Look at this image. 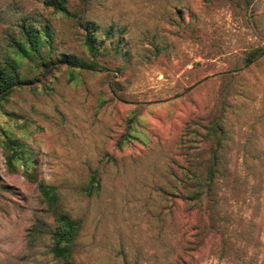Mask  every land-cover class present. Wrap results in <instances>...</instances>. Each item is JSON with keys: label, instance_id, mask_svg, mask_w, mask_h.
<instances>
[{"label": "rangeland", "instance_id": "1", "mask_svg": "<svg viewBox=\"0 0 264 264\" xmlns=\"http://www.w3.org/2000/svg\"><path fill=\"white\" fill-rule=\"evenodd\" d=\"M60 1L79 22L43 0H0V60L30 23L52 31L44 54L97 64L61 65L42 87L20 60L29 83L4 104L12 114L0 110V264H63L39 181L81 220L73 264H264V54L244 62L264 44V0ZM196 118H219L224 134L204 211L173 193L178 139ZM4 135L28 152L12 169Z\"/></svg>", "mask_w": 264, "mask_h": 264}, {"label": "trees", "instance_id": "2", "mask_svg": "<svg viewBox=\"0 0 264 264\" xmlns=\"http://www.w3.org/2000/svg\"><path fill=\"white\" fill-rule=\"evenodd\" d=\"M43 7L51 8L54 12L64 16L76 18L79 22L80 17L68 10L60 0H43ZM83 30V45L94 55L96 47L92 36L93 27L91 22L84 20L81 24ZM51 29L48 25L33 26L32 24H20L18 27V37L12 39L11 54L6 55L0 60V110L6 114L12 111L4 109V104L9 101V96L16 88L23 87L29 83L27 79L20 76L19 66L22 58L31 61L33 68L41 71L40 78L33 79L42 87H47V82L53 70L64 66L70 71L94 70L97 67L95 61L88 63L67 55H59L56 58L44 54L42 46L50 45ZM264 54V44L257 46L244 58L245 63H249L256 57ZM220 119L215 118L208 121L196 118L186 121L178 139V155L182 159L178 174H173L174 182L179 188L174 186V195L183 204L194 208L203 206L212 201V183L214 179L215 165L217 161V151L224 139ZM207 148V156L201 158L200 150ZM4 149L5 164L12 169L14 162L19 161L23 164L28 152L25 146L15 138L4 135L2 140ZM25 178L31 179V174L26 168L22 170ZM93 182L98 180L94 173L90 175L89 181L85 186V191L90 193ZM36 189L40 200L45 205V211L52 218V225L48 230L50 245L49 252L52 257L60 260L63 264H73L71 261L74 251L75 240L78 236L81 220L71 217L64 211L59 202V195L56 188L52 185L37 182Z\"/></svg>", "mask_w": 264, "mask_h": 264}]
</instances>
